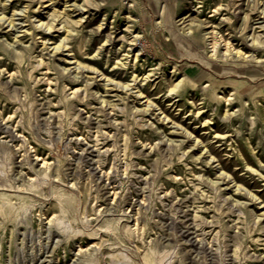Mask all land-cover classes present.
I'll return each mask as SVG.
<instances>
[{
    "label": "rangeland",
    "instance_id": "rangeland-1",
    "mask_svg": "<svg viewBox=\"0 0 264 264\" xmlns=\"http://www.w3.org/2000/svg\"><path fill=\"white\" fill-rule=\"evenodd\" d=\"M0 264H264V0H0Z\"/></svg>",
    "mask_w": 264,
    "mask_h": 264
},
{
    "label": "bare ground",
    "instance_id": "bare-ground-1",
    "mask_svg": "<svg viewBox=\"0 0 264 264\" xmlns=\"http://www.w3.org/2000/svg\"><path fill=\"white\" fill-rule=\"evenodd\" d=\"M239 53H237V55H238Z\"/></svg>",
    "mask_w": 264,
    "mask_h": 264
}]
</instances>
